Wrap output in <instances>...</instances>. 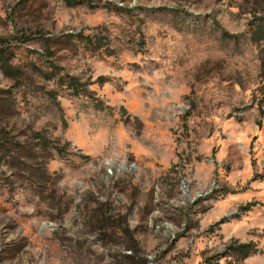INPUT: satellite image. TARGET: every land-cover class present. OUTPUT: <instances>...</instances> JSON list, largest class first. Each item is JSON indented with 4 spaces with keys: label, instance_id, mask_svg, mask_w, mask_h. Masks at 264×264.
Listing matches in <instances>:
<instances>
[{
    "label": "rangeland",
    "instance_id": "1",
    "mask_svg": "<svg viewBox=\"0 0 264 264\" xmlns=\"http://www.w3.org/2000/svg\"><path fill=\"white\" fill-rule=\"evenodd\" d=\"M68 1L0 0V264H264V4Z\"/></svg>",
    "mask_w": 264,
    "mask_h": 264
},
{
    "label": "trees",
    "instance_id": "2",
    "mask_svg": "<svg viewBox=\"0 0 264 264\" xmlns=\"http://www.w3.org/2000/svg\"><path fill=\"white\" fill-rule=\"evenodd\" d=\"M68 2L70 4L82 3V1H71V0H69ZM255 2L257 4H260V3L264 4V0H255ZM255 16H257V15L255 14ZM257 30L261 34V35H259L257 40H264V21L258 24ZM224 34L226 36H229V37H236V35H233V34H230L227 32H224ZM24 40H26V39H24ZM0 46H2V47L5 46V48L10 47V44L8 43V39L1 37V35H0ZM2 49H4V48H2ZM12 74H14V76H16L18 74V71H14ZM70 84L74 88L75 92H78L79 87H78V84L76 83L75 77H71V83ZM259 124H260V122H259ZM55 149H57L60 152L64 151V149L59 147V146H56ZM228 248H229V250H231L235 254H241L244 258L250 256L252 253L257 251L256 245L253 243L252 244L251 243H243V244H239V245L237 243H233V244L229 245Z\"/></svg>",
    "mask_w": 264,
    "mask_h": 264
}]
</instances>
